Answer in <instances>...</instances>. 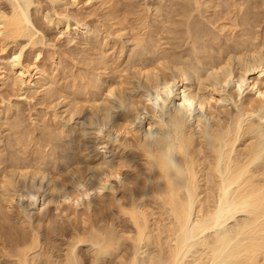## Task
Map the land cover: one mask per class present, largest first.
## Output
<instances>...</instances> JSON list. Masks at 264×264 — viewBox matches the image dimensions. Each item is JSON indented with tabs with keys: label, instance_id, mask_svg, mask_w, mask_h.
<instances>
[{
	"label": "bare ground",
	"instance_id": "bare-ground-1",
	"mask_svg": "<svg viewBox=\"0 0 264 264\" xmlns=\"http://www.w3.org/2000/svg\"><path fill=\"white\" fill-rule=\"evenodd\" d=\"M6 1L10 5V11L8 12L6 9V12L0 7V44L3 47L0 46L5 48L9 42L17 44L20 39L24 40L25 46L36 45L38 42L37 35L42 32L37 30L31 20L29 14V8L32 4L31 0ZM93 1L51 0V3L55 7L65 6L66 11L70 9L68 7H78L81 2L85 5L84 7L90 6ZM188 1V7H191L192 1ZM198 3L199 1L196 2L197 5ZM193 4L196 5L194 2ZM199 5L197 7L200 9ZM53 10L59 19L54 20L53 15L52 17L50 16L51 13L45 14L44 17L49 22V25L51 23L57 26L62 24L64 26V32L61 29L63 34L72 35L71 28L73 25L70 23V16L68 15L70 12L64 14V12H57L55 8ZM198 11L200 12V10ZM188 16L190 17V14ZM241 18L243 21L246 15ZM189 19L187 18L188 22H190ZM182 20L181 22H183ZM167 22L169 21L167 20ZM75 25L73 29L75 33L84 27L89 28V24L81 23L79 20L75 22ZM188 26L187 29L189 30ZM224 26L222 28H225ZM249 27L248 29H250ZM182 28L181 26V34ZM132 30H135V27ZM177 30L180 34V30ZM195 32L194 30V34ZM168 33L171 32L169 31ZM188 33L186 37L183 33V39L186 44L191 45V48L190 51H187L186 48L185 53H182V50L181 53H173L171 50L170 52L167 50L162 53L161 50L159 51L161 55H158L159 52L155 49L154 41L151 39L152 43H150L147 39L154 46L153 49L157 51V55L156 53L154 54L151 47L149 50V47H143L151 58L148 57L147 61L135 67L137 74L140 73L139 75H141L139 77L143 76L150 86V90L146 91L138 99H132L129 105L126 106L127 108L123 109V112L121 111V114L112 117L105 135L110 133L114 139L102 151L101 160L96 164L99 173L95 177L94 182H91L92 184H90L89 188L83 183L86 177L81 176L83 182L78 184L82 191H72L70 195L69 192L68 194H63L61 193L62 188L59 190V186L61 184L64 187L65 181L55 177L48 169H38L34 171V178L35 175H38L41 184L46 179L48 181L47 188L45 190L42 187L33 188L29 189L25 194L19 195V198L26 200V195L30 192H35L37 202L34 205L27 200L26 202L29 206L42 211V218H47L48 220V215L51 213L57 216L62 214L61 216H67L73 223L76 221L75 216L77 217L78 214L76 213H79L78 210L82 206L81 204L86 205L87 213L90 212L91 206L97 205V201L99 199L103 200L105 197H115V204L111 202L113 205H110V203L108 205L106 200H101L102 202L99 201L101 203L98 204L99 207L96 206L98 208L97 213L100 212L99 214H102L104 212L101 218L98 217L99 219L95 221L88 218L85 219L82 216L83 214H81L80 218H82L79 221V223L81 222L79 226H73V230L70 231L64 229L67 232L61 229L65 242L62 241L64 243H61L60 246L50 245L49 241L46 242V240L43 242L41 234L35 229L33 232L31 231V235H24L19 233L20 231L17 232L18 230L15 227L16 232H9V238L11 239L7 242H5V239L4 242L6 244L4 243L5 245L1 246L4 252L2 253L4 259L0 260V264H3V262L7 264H67L72 254L77 253V250L81 264H92L89 255L88 237L92 234L100 235L102 230L108 231L107 239L114 244V248L107 257L103 258L101 264H264V62L260 60L257 64L251 65L249 63V66L248 64L245 66L242 65L243 60H240L243 57L237 58L242 67H237L238 72L235 74L234 70L230 69L229 66V62L232 61L231 57L244 55L245 58V55L250 56V54L256 56L258 45L251 44L253 40L246 42L248 39L245 41L242 39L243 42L236 43L232 51L227 49L222 51L220 48V53L217 52L219 55L214 57L211 50L215 45L220 44V37L219 39L209 38L205 35L199 36L198 34V36H195ZM170 43L171 41H169V46ZM226 43L228 45L227 39ZM199 46L204 47V51H201L202 48L200 50ZM23 48L24 46L15 49L10 55L9 63L5 61L7 59L0 58V87L7 80H11L12 86L20 91L33 90L41 92L46 90L48 85L50 89L51 75L47 72L48 70L46 71L40 67L38 61L40 54H37L33 61L30 58L29 60H23V51L25 50ZM260 48L262 49V47ZM144 50L142 49L143 53H145ZM234 57H232L233 60ZM143 59L145 58L143 57ZM244 61L246 60L244 59ZM232 62L231 66H233ZM205 65H208L209 68H204ZM171 67L176 71L177 75L176 73L175 75L168 74ZM186 69L192 71L195 80L194 85L185 83L188 80V77L184 74ZM159 75L161 80L155 78V76L159 78ZM244 87L249 91L246 95L241 94V90ZM46 92L48 93L47 90ZM111 92L113 93V91ZM110 95L113 96L112 94ZM157 97H159L162 104L167 101L166 111L163 114L165 120L168 116L174 115L178 107L184 104L185 100H191L196 110L191 122L180 133L181 144L183 145L186 141L188 147V175L180 187L173 188L167 182L160 180L158 171L154 170L151 174L147 173L143 154L136 150L139 147L140 138L135 126V114L151 111V105L156 103ZM100 104L98 103V105ZM203 111H207V113H203ZM201 115L206 116L212 122L213 148H210L209 144L202 139L204 130L199 121ZM154 123L156 122L153 118L148 117L142 125L137 127L139 130L145 131L148 128L151 129ZM156 131L159 132V128ZM103 134L102 128L96 131V136H102ZM98 142L99 146L106 143L103 139H98ZM88 155L92 156V153L90 154L89 152ZM176 159L180 161L181 158L177 157ZM133 160L136 161V164H132ZM90 165L93 166V162H90ZM127 165L131 171H124ZM135 165L137 168L132 169ZM18 166H20L19 162ZM71 169L73 171V168ZM76 169L80 170V166L79 168L76 167ZM20 170H23V168ZM80 171L82 172V169ZM80 171L76 172L75 170V174L78 173L79 176ZM95 171L98 172L97 170ZM16 172H14L15 175ZM115 180L116 182H126L125 192L120 198L116 194L119 192L114 185ZM1 183L3 186H1L2 192H0V230H3L9 226L6 225V223H10L7 214L13 213L17 194L15 188L13 189L15 191H10L13 188H11V181L3 179ZM78 184L77 189L80 188ZM85 184L87 183L85 182ZM107 190L108 193H105ZM47 192L52 193H50L51 197L49 196L48 202L44 200ZM21 215H23L22 218L18 217L19 219H16V222L23 221L25 223L31 219L30 215L28 216L24 212ZM72 217L75 219L73 220ZM42 221L44 220L42 219ZM58 228L54 231L56 232ZM23 231L21 229V232ZM54 237H56L55 234ZM84 246H86L87 254L82 251Z\"/></svg>",
	"mask_w": 264,
	"mask_h": 264
},
{
	"label": "rangeland",
	"instance_id": "rangeland-1",
	"mask_svg": "<svg viewBox=\"0 0 264 264\" xmlns=\"http://www.w3.org/2000/svg\"><path fill=\"white\" fill-rule=\"evenodd\" d=\"M94 1L91 3L90 6H86L87 8L84 7L85 5H83V3L81 2L78 7H68L70 9L65 11V6L55 7L53 6V3H51V0L50 1L31 0L32 4L30 5L29 8V14L31 20L34 23L37 30L39 32H42V33H38L37 35L38 36L37 44L34 46L31 45V47L30 45L25 46V43H23L24 40L22 39H20L17 44L11 42L7 43L8 45L5 47L6 49L2 48L3 46L0 44L2 46V47L0 46L1 47L0 50L2 49V51L0 52V58L3 57L7 59L5 60L7 63L10 62L9 60L10 55H12L15 49H18L20 47L22 48L23 46L25 48V50L23 48L24 50L23 51L24 55L22 58L23 60H27V59L29 60L30 58L31 61H33L36 55L40 54L38 58L40 67L45 69L46 71L48 70L47 72L51 75V79H52L50 82L51 84L50 89H49V85L46 89L48 93L46 92V90L41 92H36L33 90L20 91L16 87L14 88L12 86L11 80L10 81L7 80L4 83V85L0 87V160L2 161V162L0 161V189L1 186H3V184L1 183L2 180L3 179L9 180L12 182L11 188L13 187L12 189H10V191L11 190L15 191L13 190L15 188L17 194L16 197L17 202L15 201L13 208L14 210L12 211L13 213L7 214L9 216L8 218L10 223H6V225L7 226L9 225L10 228L9 226L6 227L4 225L6 228L0 230V238H1L0 247L5 245L6 244L5 242L11 239L9 238V234L11 232L14 233L16 232V230H18L17 232L20 231L19 233H22L24 235L25 234L31 235L34 229L41 234L40 236L43 242H45L46 240V242L49 241L48 243H50V245L60 246L61 243L65 242L61 234V229L62 230L66 229L70 231L73 230L74 228L73 226H79V224L81 223V222L79 223V221H81L80 219L82 218V217L80 218L81 214H83L82 216H84L85 219L88 218L96 221V219L101 218L104 212H102V214H99L100 212L97 213V209H98L97 207H99L98 204L104 200L108 202V203L106 202L108 205L109 203L110 205L115 204L114 201L115 197L113 196L105 197L103 200L99 199V201L101 200L102 201L101 202L97 201V205L96 204L93 205L95 207L91 206V209L89 210L90 212H88L89 214L87 213L86 205L81 204L82 206H80L78 210L79 213H76L78 215L77 217L75 216L76 219L74 218L76 221L73 223L67 216L65 215L61 216L62 214L60 216H57L51 213L48 215L49 216L48 220L47 218H42L41 217L42 211L36 209L35 207L29 206L25 199L19 198L20 197L19 195L25 194L29 189H33V188L42 187V189L44 190L45 188H47L48 181L46 179L44 180L43 184H41L40 177L38 175H35L34 178V173H35L34 171L35 170L37 171L38 169L39 170L48 169L55 177L65 181L64 184L65 188L63 187V185L61 186V184H60L61 187L58 185L59 190L62 188L61 193L63 194H68L69 192L70 195L72 191H76V190L77 192L82 191V188L79 185L81 184L80 182H83L82 177H86L85 178L86 181L84 180L83 182L84 185L87 188L91 186L90 185L92 184L91 182H94L95 177L99 173V169L98 167H96L97 166L96 164L100 162L101 154L103 153L102 151L99 150V144H98L99 142L97 137L95 136L96 133L95 135H93L94 131L96 130L93 118L98 113L102 111H106L107 108L108 110L119 109L113 114V116L119 115L124 111L121 108L124 107L127 108L126 106L129 105V102L132 99H138L141 95L145 94L146 91L150 90L149 88L150 86L147 84L143 76L139 77L141 75H139L140 73L137 74V70L135 67L136 65L138 64L140 65L144 61H147L146 59L148 57L151 58L150 54L148 55L147 52H145L144 50L145 48L143 47L146 48L149 47L148 50L151 47V50L154 51V54L156 53V55H157L156 50H158V52L162 50L161 51L162 53L167 50L168 52H170L171 50V52L173 53L175 52L181 53L182 50V53H185L186 48L187 51H190L191 48V45L188 43L186 44L183 39L184 35L186 37L187 32H189L188 34L191 33L192 35L195 36H198L199 34V36L205 35L206 37L208 36L209 38L219 39L220 37L219 39L220 44L215 45V47L212 48L211 50L214 57H217L219 55L218 53H220L219 50L222 49V51H225V49H227L232 51L234 50L236 43L243 42L242 39L244 41L248 39L246 40V42H248L249 40H250L249 42H251L253 40L251 44L254 43V45H258L256 49L257 53H255L256 56L253 54L252 55L250 54V56L245 55V58L244 55L242 56L238 55L235 57L232 56L234 57V60L231 57V60L233 62L232 61L229 62L230 69H233L235 74H237L238 72L237 70L241 66L240 61H238L240 57H243L240 60H243L244 64L242 63V65L245 66H247V64L248 66L254 63L257 64L260 62V60L261 61L263 60L264 62V47H263L264 46V0H217V1L208 0L209 2L207 0H195L196 2L199 1L198 5L201 4L199 5L200 9L197 7L198 5L194 0H190V2L192 1L191 3L192 8L190 6H189L190 8L188 7V2H189L188 0H187V4H186V0H94ZM0 2H1L0 3L1 9L6 12L8 10L9 12L10 11L9 3L6 0H1ZM193 2L197 6L194 5ZM53 7L59 13L64 12L65 14L70 12L68 13V15L70 16V23L73 25V27L71 28L72 35L63 34L64 26L62 24H60V26L54 25L52 23L49 25V22L44 17L45 14L51 13L50 16L52 17L53 15L54 20L59 19V17L55 15ZM187 8L189 12L192 11L191 12L192 14L188 12ZM195 8L197 9V12ZM198 10H200L201 13ZM182 14H183V20H182ZM186 14L188 15L190 14V17L187 15V18L188 19L190 18L189 19L190 22H188L187 18L185 19ZM170 15L171 17H169ZM245 15L246 18L244 19L245 22H247L248 24L244 22V19L242 21L241 17H245ZM78 20L81 23L85 22L89 24L88 25L89 28L87 29V27H84L83 29H80L79 31H77V33H75L73 29L76 26L75 22L76 21L78 22ZM167 20L171 24L167 22ZM181 20L183 22H181ZM184 20L185 23L187 22L186 26ZM188 24L190 27L188 26ZM237 25L238 27H236ZM181 26L183 27L182 34L180 30ZM187 26L188 28H190L189 30L187 29ZM222 26H224L225 28H222ZM134 27L135 30H132V28L134 29ZM248 27L250 29H248ZM61 29H63V32ZM177 29L180 30V34ZM215 29L218 30L216 31ZM124 30L126 31V33ZM194 30L196 31L195 34H194ZM169 31L172 34L168 33ZM41 34L44 35L42 36ZM219 34L220 36H218ZM173 36L174 38H176L175 40ZM142 39L144 43L143 41H141ZM147 39L150 41V43L154 41L155 44L154 46L156 50L153 49L154 46H152V44H150L149 41H147ZM181 39L183 42L181 41ZM226 39L228 45L226 43ZM140 41L143 44L140 45L139 44L141 43ZM161 41L163 42L165 41V42L163 43ZM169 41H171L170 46H169ZM172 42L174 45L172 44ZM182 43L184 44L182 45ZM174 47L175 49H173ZM182 47H184V49H182ZM260 47H262V49ZM199 48L201 50L202 46H199ZM258 48L260 49L258 50ZM142 49L144 50L145 53L142 52ZM201 51H204V47L202 48ZM161 52H159L158 55H161ZM143 57L145 59H143ZM258 57L260 58L258 59ZM133 59L134 61H136L135 63ZM244 59L247 61V63L246 61H244ZM231 62L233 66H231ZM205 67L207 69L209 68L208 65H205L204 68ZM175 73L176 71L172 67L168 71V74L170 75H175ZM184 74L186 77H188L187 79L189 80V81L186 80L185 83L188 85L191 84L194 85L195 80L192 71L186 69ZM157 76H155V78L157 80L158 79L161 80V76L159 75V78ZM246 89H247L246 87L242 88L241 94L243 93L244 95H246L247 93H249V91ZM111 91H113L114 94ZM110 94H112L113 96H111ZM98 103L99 104L101 103L100 104L101 106L98 105ZM231 106L233 107L232 104ZM96 108L98 110L97 112H96ZM203 113H207V111H203ZM110 137L113 136L110 134ZM38 144L40 147L38 146ZM91 150L93 151L91 152ZM89 152L90 154L92 153V156L88 155ZM90 158L92 159V161ZM18 162L20 166H18ZM90 162H93V166L90 165ZM21 163L23 164V167ZM84 164H86L87 166ZM132 164H136V161L133 160ZM79 166H80V170L82 169V172L76 169V167L79 168ZM21 167L23 168V170L19 171V169H22ZM71 168H73V171ZM136 168L137 166L135 165L132 169H136ZM70 169H71V173H70ZM94 169L97 170L98 172H96ZM75 170L76 172L80 171L79 176L78 173L75 174ZM124 171H131V169L127 165ZM14 172H16V175ZM67 175L70 176L67 177ZM64 176H66V178H64ZM73 178L75 179V181ZM69 182L71 183L69 184ZM74 182L77 184L79 183L78 185L81 189L80 188L77 189L78 186ZM85 182L89 185L87 186ZM125 183H126L125 181L116 182L115 180L114 185L119 192L116 193L118 198L123 196L125 192V188H126ZM0 192H2V189L0 190ZM47 193L45 195L44 200L48 202L50 199L49 196L51 197L50 195L51 192H47ZM105 193H108V190L105 191ZM111 202H113V204ZM22 207L28 210L27 215L28 216L30 215L31 218L30 220H28V222L27 221L25 222L26 224L23 223V221L16 222V219L17 220L19 219L18 217L22 218V216L24 215V214L21 215L22 212H24ZM65 207L67 206L65 205ZM41 209L43 210V208ZM42 219L44 221H42ZM29 223L32 225H30ZM56 228H58L57 229L58 234L60 233L59 236L57 234V231L56 232L54 231ZM21 229L24 231L21 232ZM66 230H64V232H67ZM54 234L56 235V237H54ZM0 251H1L0 260H2V258L4 259V257H2L3 255L2 253H4L2 247ZM82 251L84 252V254H87L86 246L83 247ZM3 264H7V263L3 262Z\"/></svg>",
	"mask_w": 264,
	"mask_h": 264
},
{
	"label": "clouds",
	"instance_id": "clouds-1",
	"mask_svg": "<svg viewBox=\"0 0 264 264\" xmlns=\"http://www.w3.org/2000/svg\"><path fill=\"white\" fill-rule=\"evenodd\" d=\"M166 105L167 101L162 104L159 97H157L156 103L151 105V111L135 114V126L140 138L139 147L136 150L143 154L147 173L151 174L154 170L158 171L160 173L159 179L175 188L182 186L188 175V147L186 141L183 145L181 144L180 133L191 122L196 110L191 100H185L184 104L178 107L175 114L168 116L165 120L163 114L166 111ZM118 110L102 111L93 118L96 129L93 135L101 128L104 131L102 136L95 135L98 139L106 141V143L99 146L100 151H104L114 139V137L109 136L110 133L105 135V132L111 123L113 114ZM148 117H152L156 123L152 124L151 129L139 130L137 126L142 125ZM199 121L204 130L202 139L209 144L210 148H213L214 138L211 134V120L201 115ZM157 128H159V132L156 131ZM177 157L181 158L180 161L176 159ZM34 193L30 192L25 196L26 200L32 205L37 202V195ZM22 208L24 213L28 214V210ZM108 235V231L102 230L100 235L92 234L88 237L89 255L92 264H101L103 258L107 257L113 250L114 244L107 239ZM77 253L72 254L67 264H81Z\"/></svg>",
	"mask_w": 264,
	"mask_h": 264
}]
</instances>
